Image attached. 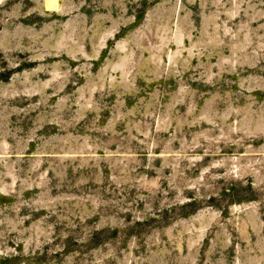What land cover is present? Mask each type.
Masks as SVG:
<instances>
[{
	"label": "rangeland",
	"instance_id": "374dc122",
	"mask_svg": "<svg viewBox=\"0 0 264 264\" xmlns=\"http://www.w3.org/2000/svg\"><path fill=\"white\" fill-rule=\"evenodd\" d=\"M0 264H264V0H0Z\"/></svg>",
	"mask_w": 264,
	"mask_h": 264
}]
</instances>
